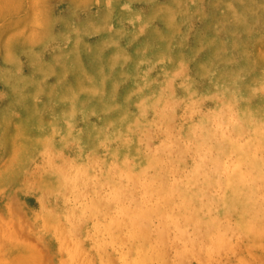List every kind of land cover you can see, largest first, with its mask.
Segmentation results:
<instances>
[{
	"label": "rangeland",
	"instance_id": "374dc122",
	"mask_svg": "<svg viewBox=\"0 0 264 264\" xmlns=\"http://www.w3.org/2000/svg\"><path fill=\"white\" fill-rule=\"evenodd\" d=\"M0 264H264V0H0Z\"/></svg>",
	"mask_w": 264,
	"mask_h": 264
}]
</instances>
